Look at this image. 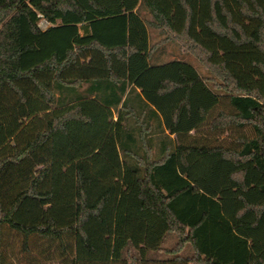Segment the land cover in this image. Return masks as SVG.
I'll return each mask as SVG.
<instances>
[{"label":"trees","instance_id":"obj_1","mask_svg":"<svg viewBox=\"0 0 264 264\" xmlns=\"http://www.w3.org/2000/svg\"><path fill=\"white\" fill-rule=\"evenodd\" d=\"M140 6L213 76L151 64ZM15 236L25 264H264V0H0V264Z\"/></svg>","mask_w":264,"mask_h":264},{"label":"rangeland","instance_id":"obj_2","mask_svg":"<svg viewBox=\"0 0 264 264\" xmlns=\"http://www.w3.org/2000/svg\"><path fill=\"white\" fill-rule=\"evenodd\" d=\"M138 12L140 13L141 17L146 21L148 24V30H149V38H150V45L154 48L153 54H152V62L154 55L158 53H162V60H171V59H181L189 62L192 64L198 72H200L204 77H212L213 73L207 68V66L202 63V61L194 55L189 50H186L183 48V46L176 41L167 39V33L163 31L160 28H156L153 25H151L152 22V16L147 11V9L144 6H140L138 9ZM42 29H46L50 26V24L46 23L44 20L41 21ZM244 133L246 131L244 130ZM248 133V131H247ZM222 138H225L226 141L230 142L235 138V128L227 130ZM178 234L176 232H170L165 242L162 244V248L159 251L151 252L149 254L150 257H156V258H166L171 257L173 254L170 253V250L174 249L178 243ZM15 249V253L17 255H20V261L18 263H27L28 255L25 254V252L22 251L21 247V237H14L12 239ZM193 253V249L190 244H186L184 248L180 251V255L188 256ZM34 256H39L38 253ZM134 257H138V251L135 249H131L129 253L125 255V261L126 264H140V260L134 259ZM46 264H63L62 260H49L46 262Z\"/></svg>","mask_w":264,"mask_h":264},{"label":"crops","instance_id":"obj_3","mask_svg":"<svg viewBox=\"0 0 264 264\" xmlns=\"http://www.w3.org/2000/svg\"><path fill=\"white\" fill-rule=\"evenodd\" d=\"M173 60H180V61L187 62V61L181 60V59L162 60V53H158V54L154 55L153 62H152V60H150V63L151 64H164V63H167V62H170ZM187 63H189V62H187ZM142 98L143 97L141 94V90L139 88H137V90H134V91H127L124 94L123 99H122V102L124 100H126L128 102L126 108L124 109L129 114V116H128L129 118L124 122V124L127 126L129 133L132 134V135L130 134L131 137H129L128 143L132 149L137 150V149L142 148L143 143L140 139L139 133H140V131L144 130L145 123L143 124L142 120L144 118H146V126L145 127H148V130L151 133H153V134L149 135L150 147H152L153 153L155 155H157V153H160V152L162 153V149H164V147H165V141L164 140H166V139L165 138L164 139L159 138L160 136H158V135L161 134L160 133L161 127L158 126L157 121L154 118L155 116L152 113H150V111H151L150 107H145ZM141 125H143V126H141ZM157 131H159V132H157ZM156 133H158V134H156ZM165 133L169 134V131L166 130ZM171 137L175 138V135H171ZM148 258H150L152 260L156 259V257H150L149 255H148ZM167 258H169V257L158 258V259H167Z\"/></svg>","mask_w":264,"mask_h":264},{"label":"built area","instance_id":"obj_4","mask_svg":"<svg viewBox=\"0 0 264 264\" xmlns=\"http://www.w3.org/2000/svg\"><path fill=\"white\" fill-rule=\"evenodd\" d=\"M46 22V21H45ZM47 23V22H46ZM42 23H40V27H41ZM42 28V27H41Z\"/></svg>","mask_w":264,"mask_h":264}]
</instances>
